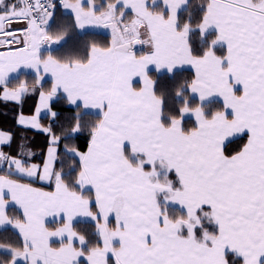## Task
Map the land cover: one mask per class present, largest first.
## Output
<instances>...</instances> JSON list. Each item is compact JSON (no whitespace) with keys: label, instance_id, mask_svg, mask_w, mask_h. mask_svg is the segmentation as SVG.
<instances>
[{"label":"snow or ice","instance_id":"6c2138e0","mask_svg":"<svg viewBox=\"0 0 264 264\" xmlns=\"http://www.w3.org/2000/svg\"><path fill=\"white\" fill-rule=\"evenodd\" d=\"M0 101L48 138L0 150V264H264V0H0Z\"/></svg>","mask_w":264,"mask_h":264},{"label":"crops","instance_id":"0c3cea01","mask_svg":"<svg viewBox=\"0 0 264 264\" xmlns=\"http://www.w3.org/2000/svg\"><path fill=\"white\" fill-rule=\"evenodd\" d=\"M61 11L65 14H69V12H64V9H61ZM96 29L102 32H99L98 30H94L91 27L86 28L84 30H77V32H79L80 34L85 33V32H97V33L109 35L111 38L110 30L103 29V28H96ZM29 81H31V79ZM37 103H38L37 96L27 97L22 106L23 113L25 115L32 114L34 107L36 106ZM20 110H21L20 106L16 105L14 102L0 101V130L10 132L13 134V143L11 147L9 148L8 146H3V148L0 150H3L6 153H10L12 155H16L19 150V145L21 143H24L26 147L35 154L30 158L29 162L40 164L42 160L46 157L48 138L45 134L37 130L25 129L21 126H18L16 123V115L18 111ZM0 172L4 173V169H0ZM3 173H0V174H3ZM24 182H28V181L25 180ZM34 186L44 187L46 191L53 190L52 186L43 185L42 183L41 184L34 183ZM10 207L15 208L20 213H22V210H20L18 206H10ZM52 219L53 218H49V221H51ZM55 220H56V223H59V218H55ZM78 222L91 223V222H86L83 220H79ZM78 222H75V223H78ZM51 225L52 224L50 223L49 226L51 227ZM4 229H11V228L7 227ZM0 230H3V229H0ZM13 231L15 232V230Z\"/></svg>","mask_w":264,"mask_h":264},{"label":"trees","instance_id":"16d2710c","mask_svg":"<svg viewBox=\"0 0 264 264\" xmlns=\"http://www.w3.org/2000/svg\"><path fill=\"white\" fill-rule=\"evenodd\" d=\"M99 2V0H98ZM58 15L60 16V19L58 20V23H64V24H71V18L69 14H65L61 11V9L58 11ZM110 36L109 35H105L102 33H97V32H85L80 34L79 32H77V30L73 29L71 31H69L68 35L65 38V42H62V46H57L60 48L61 52L64 51H69L72 50L74 48H79L81 51L84 49V47L92 42L101 44V45H106L110 42ZM192 75L191 71H184L183 75L180 77V79H187L190 78ZM163 76V74L160 73H153V78L154 79H161ZM28 80L32 79V76L29 75L26 77ZM61 107H68L67 105H61ZM59 111V108L57 109ZM72 113L69 112H64L63 115L65 117L71 115ZM92 118L89 117V120H91ZM43 123L47 124L50 122L49 119H44L42 120ZM60 123H63V121H60ZM88 140V135L87 132H84L83 134L79 135V138H73L71 140L68 141H62L60 148L58 149V155L60 157V159L57 161V166L61 167V166H65V162L70 163L71 161L69 160V155L65 153L64 151V143H68L71 146H75L78 149H80L81 151L86 150V143ZM65 171H68V167L65 166ZM3 173V172H0ZM9 215L10 216H21V213L15 209V208H11L9 209ZM59 224V223H56ZM53 226V225H51ZM76 230L78 232H84V231H91L92 230V224L91 223H84V222H78L74 224ZM18 235L15 234V232L12 229H3L0 230V243L3 242H13L16 243L18 242ZM2 255V254H0Z\"/></svg>","mask_w":264,"mask_h":264},{"label":"rangeland","instance_id":"374dc122","mask_svg":"<svg viewBox=\"0 0 264 264\" xmlns=\"http://www.w3.org/2000/svg\"><path fill=\"white\" fill-rule=\"evenodd\" d=\"M64 12H68L67 10H64ZM94 30H98V29H96V28H93ZM99 31V30H98ZM99 32H102V31H99Z\"/></svg>","mask_w":264,"mask_h":264}]
</instances>
